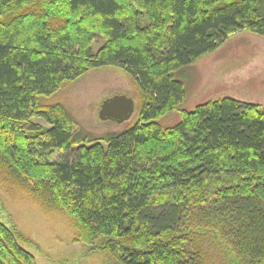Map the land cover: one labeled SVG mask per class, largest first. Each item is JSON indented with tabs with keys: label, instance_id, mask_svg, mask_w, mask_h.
<instances>
[{
	"label": "trees",
	"instance_id": "obj_1",
	"mask_svg": "<svg viewBox=\"0 0 264 264\" xmlns=\"http://www.w3.org/2000/svg\"><path fill=\"white\" fill-rule=\"evenodd\" d=\"M243 30L264 36V0H0V173L72 215L109 264H209L203 227L236 264H264V105L223 97L158 122L187 97L176 71ZM105 65L139 96L137 120L107 146L39 100ZM21 240L0 220V264H37Z\"/></svg>",
	"mask_w": 264,
	"mask_h": 264
},
{
	"label": "rangeland",
	"instance_id": "obj_2",
	"mask_svg": "<svg viewBox=\"0 0 264 264\" xmlns=\"http://www.w3.org/2000/svg\"><path fill=\"white\" fill-rule=\"evenodd\" d=\"M103 39H97V52ZM185 84L187 97L180 110L161 117L158 122L169 127L181 119V110H194L209 100L232 97L264 105V36L243 30L228 38L215 52L204 55L194 64L176 71ZM126 95L135 100L132 117L124 122L102 119L104 100ZM44 105L62 104L74 118L76 129L93 137L122 132L137 120L138 90L131 76L121 67L105 65L94 68L64 85L51 96H41ZM33 121L49 124L41 117ZM76 152L54 150L52 161L72 159ZM27 188L20 187L0 173V220L24 235L21 245L36 258L37 264H109L111 253L77 238L75 219L57 209H49ZM197 230L201 248L209 264H236V256L221 235L211 228Z\"/></svg>",
	"mask_w": 264,
	"mask_h": 264
},
{
	"label": "water",
	"instance_id": "obj_3",
	"mask_svg": "<svg viewBox=\"0 0 264 264\" xmlns=\"http://www.w3.org/2000/svg\"><path fill=\"white\" fill-rule=\"evenodd\" d=\"M136 109L135 100L126 95H115L101 104L99 115L102 119H113L117 122L129 120Z\"/></svg>",
	"mask_w": 264,
	"mask_h": 264
}]
</instances>
